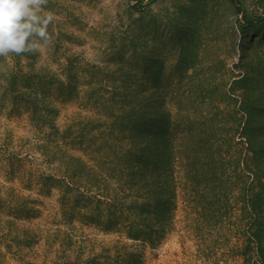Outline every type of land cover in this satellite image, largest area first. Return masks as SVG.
<instances>
[{
    "label": "rangeland",
    "instance_id": "1",
    "mask_svg": "<svg viewBox=\"0 0 264 264\" xmlns=\"http://www.w3.org/2000/svg\"><path fill=\"white\" fill-rule=\"evenodd\" d=\"M141 1L48 0L0 58V264H264V0Z\"/></svg>",
    "mask_w": 264,
    "mask_h": 264
},
{
    "label": "clouds",
    "instance_id": "2",
    "mask_svg": "<svg viewBox=\"0 0 264 264\" xmlns=\"http://www.w3.org/2000/svg\"><path fill=\"white\" fill-rule=\"evenodd\" d=\"M48 0H0V58L37 54L53 43Z\"/></svg>",
    "mask_w": 264,
    "mask_h": 264
},
{
    "label": "trees",
    "instance_id": "3",
    "mask_svg": "<svg viewBox=\"0 0 264 264\" xmlns=\"http://www.w3.org/2000/svg\"><path fill=\"white\" fill-rule=\"evenodd\" d=\"M137 1H138V3L142 2L141 0H137ZM243 21H244L245 25L246 24L248 25L249 23H251V20L246 15L243 16ZM161 144H162V153H160L155 158L154 157L150 158L151 166L148 169L151 172L150 173L151 181L148 177H146V174L142 175V177L145 178V182L151 183L152 180L154 179V177L157 175V173L162 171L161 168H164V167L166 168L167 165L169 164V154H167L168 152H166V150H165L166 147L163 148V144H165V139L161 140ZM76 163L80 164L81 162L78 159V160H76ZM150 168H151V170H150ZM157 168H158V170H157ZM157 179H158V176L155 177V180H157ZM148 183H146V184H148ZM257 196H258V194H257V192H255V188H252L251 192H249V194L247 196L248 198H247V202L245 204V207H246L245 210L248 211L247 215L250 217V219L248 221V227L250 229V232H252V233L250 234L249 240L251 242L256 243V248L258 250L260 248V246H259L260 244H259V238H258L259 236L256 234L257 233L256 229L258 228V226H257L258 210L256 208ZM123 225H125V226H123V228L125 229L126 235L131 239H138V238L142 237V235H144L143 230H141L142 228H140L141 224L138 221H136V219L131 221V222H125V224H123ZM107 227H109V226H107ZM257 253H259V252H257ZM258 255H260V254H258Z\"/></svg>",
    "mask_w": 264,
    "mask_h": 264
}]
</instances>
